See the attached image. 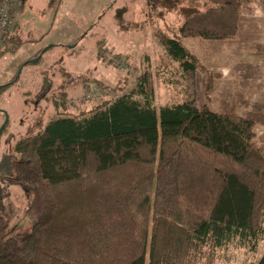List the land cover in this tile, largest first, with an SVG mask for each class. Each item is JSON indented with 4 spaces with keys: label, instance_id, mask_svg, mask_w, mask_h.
<instances>
[{
    "label": "trees",
    "instance_id": "16d2710c",
    "mask_svg": "<svg viewBox=\"0 0 264 264\" xmlns=\"http://www.w3.org/2000/svg\"><path fill=\"white\" fill-rule=\"evenodd\" d=\"M146 1L152 24L165 14L182 19L172 37L157 28L154 36L185 74L201 66L182 39L232 41L248 2ZM126 13L113 15L120 31L146 29ZM21 36L15 25L3 37L0 59L18 50ZM96 47L105 61L104 42ZM50 87L43 79L33 103ZM65 103V92L53 100L55 109ZM260 109L243 117L191 102L156 110L145 70L132 94L77 116L38 118L6 156L8 180L29 202L28 226L1 225L0 264H213L230 245L255 252L264 237V148L254 142Z\"/></svg>",
    "mask_w": 264,
    "mask_h": 264
},
{
    "label": "rangeland",
    "instance_id": "374dc122",
    "mask_svg": "<svg viewBox=\"0 0 264 264\" xmlns=\"http://www.w3.org/2000/svg\"><path fill=\"white\" fill-rule=\"evenodd\" d=\"M179 5L187 6L189 1L181 0ZM123 7L124 19L145 24L144 31L119 30L113 15ZM240 17L232 41L182 39L201 66L194 74H185L154 36L157 28L172 37L182 19L165 14L152 24L146 0H18L14 18L23 43L0 59V86L15 81L0 93V126L5 120L2 112L8 119L0 137V236L3 223L9 228L19 222L28 226L29 202L22 188L10 184L6 156L14 154L15 144L40 117L46 122L77 116L132 94L145 70L152 73L156 110L191 102L243 117L253 105L264 109V0H248ZM98 41L104 42L105 61L97 57ZM43 79L51 85L48 98L33 103ZM61 92L66 94V110L53 106ZM260 123L254 128V142L264 148ZM263 252L264 237L255 252L235 245L218 251L213 264H257Z\"/></svg>",
    "mask_w": 264,
    "mask_h": 264
},
{
    "label": "built area",
    "instance_id": "2783aa9c",
    "mask_svg": "<svg viewBox=\"0 0 264 264\" xmlns=\"http://www.w3.org/2000/svg\"><path fill=\"white\" fill-rule=\"evenodd\" d=\"M18 0H0V43L15 27L14 9Z\"/></svg>",
    "mask_w": 264,
    "mask_h": 264
},
{
    "label": "water",
    "instance_id": "95a60500",
    "mask_svg": "<svg viewBox=\"0 0 264 264\" xmlns=\"http://www.w3.org/2000/svg\"><path fill=\"white\" fill-rule=\"evenodd\" d=\"M36 62H37V59L32 61V63H36ZM2 113H3L4 117H5V120H4L3 124L0 126V137H1V134H2L3 130L6 128L7 121H8L6 113L5 112H2Z\"/></svg>",
    "mask_w": 264,
    "mask_h": 264
},
{
    "label": "crops",
    "instance_id": "0c3cea01",
    "mask_svg": "<svg viewBox=\"0 0 264 264\" xmlns=\"http://www.w3.org/2000/svg\"><path fill=\"white\" fill-rule=\"evenodd\" d=\"M23 1H25V0H22V2ZM16 16V15H15ZM15 19V18H14ZM15 23H16V25H18L19 26V23H18V21L15 19ZM20 27V26H19ZM20 29H21V27H20Z\"/></svg>",
    "mask_w": 264,
    "mask_h": 264
}]
</instances>
